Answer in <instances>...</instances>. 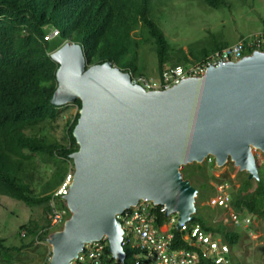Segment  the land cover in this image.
Returning a JSON list of instances; mask_svg holds the SVG:
<instances>
[{
    "label": "water",
    "instance_id": "obj_1",
    "mask_svg": "<svg viewBox=\"0 0 264 264\" xmlns=\"http://www.w3.org/2000/svg\"><path fill=\"white\" fill-rule=\"evenodd\" d=\"M50 58L58 66L50 103L78 100L80 108L62 197L68 218L47 235L46 264H69L84 245L102 239L123 263L116 216L141 200L176 214V229L192 223L198 192L182 167L211 157L216 168L230 161L248 180L259 179L253 151L264 154V52L154 91L132 84L110 62L87 67L80 44L66 42Z\"/></svg>",
    "mask_w": 264,
    "mask_h": 264
},
{
    "label": "trees",
    "instance_id": "obj_2",
    "mask_svg": "<svg viewBox=\"0 0 264 264\" xmlns=\"http://www.w3.org/2000/svg\"><path fill=\"white\" fill-rule=\"evenodd\" d=\"M199 1L212 9L225 3L224 0ZM153 2L157 0H0V196L32 209L40 208L41 212V223L30 219L16 229L13 236L18 243L6 244L0 237V264L34 263L23 262L21 258L27 250L34 251L39 243L45 242L49 233L58 230L49 227V203L67 171H73L69 155L77 150L72 131L80 102L76 100L72 104L77 111L66 122L64 143H60L49 133L52 125L57 124L62 108L50 103L58 66L50 58L57 42L51 46L44 39L47 30L57 31L58 43L80 44L87 67L110 62L133 77L142 74L137 65V50L145 41L153 46L158 75L168 64L185 66L190 60L200 61L229 46L226 42L212 41L210 47L173 54L162 30L151 18ZM39 164L42 169H50L45 180L39 176ZM208 165L192 164L181 170L183 178L198 192L194 220L189 225L200 226L205 233L220 238L232 251H237L246 240L245 234L219 222L212 224L207 212L201 215L200 204L214 194L210 181L220 184L218 179L208 177ZM257 169L259 179L250 181L244 174L238 189L230 194V202L234 213L264 221V163L257 164ZM237 175L242 174L237 172ZM53 200L57 206H63L58 198ZM155 217L156 224L165 220L162 215ZM123 251V264H132L133 251L126 247ZM104 252L107 253L106 248ZM49 256L47 253L44 259L37 260L42 263ZM232 263L239 264V258L232 257ZM197 264L211 263L200 260Z\"/></svg>",
    "mask_w": 264,
    "mask_h": 264
},
{
    "label": "rangeland",
    "instance_id": "obj_3",
    "mask_svg": "<svg viewBox=\"0 0 264 264\" xmlns=\"http://www.w3.org/2000/svg\"><path fill=\"white\" fill-rule=\"evenodd\" d=\"M224 2V5L219 8L212 9L199 0H157V2H153L155 7L151 12V18L162 30L173 54L177 55L179 51L188 54L191 50L210 47L212 41L226 42L232 45L238 39L246 38L262 30L264 27V0H224ZM44 39L52 43L51 46L57 42V45L52 47L51 52L66 43H58L59 38L55 29L47 30ZM136 39L140 41L141 38L137 36ZM137 51V65L141 68L142 73L140 77L148 81L156 80L158 74L155 70L156 57L152 44L146 41L142 42ZM167 66H170V64ZM61 108L60 118L56 122L57 124L52 125V128L49 129V133L60 143H64V126L67 121L73 118L77 110L72 104ZM253 155L257 164L264 163V154L260 151H253ZM207 159H205L203 164L208 165L210 163L206 171L208 177L218 179L220 184L226 185L230 196L238 189L239 180L245 173L239 172L230 161H227L222 167L216 168L214 163L211 162L212 160L208 162ZM237 172L242 175H237ZM49 173V168L42 169L39 164L40 177L45 180ZM67 173L72 175V170L69 169ZM210 185L214 188L218 186L212 181H210ZM212 196L200 204L202 207L201 215L204 216L205 212H207L211 215V223L219 222L221 224V218L227 217L229 213L213 207L211 204ZM196 199L197 196L195 201ZM205 207L209 209L207 210ZM230 210L233 211L231 202ZM40 215V208L32 209L18 201L0 196V237L5 240L6 244L11 242L18 243L13 236L16 229L30 219L41 223ZM247 216L250 217L249 215ZM224 226L232 228L231 223H225ZM242 229L244 228L242 227ZM249 230L252 231L250 232L252 235L248 237L245 234L249 233L247 229L244 230L245 233L240 230V232L245 234L246 240L240 245V249L234 250V253L239 258V264H264V254H262L264 251V221L252 217ZM20 235L23 236V231H21ZM39 245L34 251L27 250L21 260L23 259V262L25 260L34 261L32 264H46L47 261L41 263L37 259H44L46 254L50 252V247L46 241L39 243ZM16 263L21 264V262Z\"/></svg>",
    "mask_w": 264,
    "mask_h": 264
},
{
    "label": "built area",
    "instance_id": "obj_4",
    "mask_svg": "<svg viewBox=\"0 0 264 264\" xmlns=\"http://www.w3.org/2000/svg\"><path fill=\"white\" fill-rule=\"evenodd\" d=\"M253 51L264 52V32L240 38L236 43L214 51L200 61L190 60L185 66H167L154 81L131 75V83L140 85L146 91L166 90L186 78L203 75L209 67L216 68L221 63L239 61ZM207 160L210 162L212 158L208 157ZM71 178L72 175L67 173L49 203L47 218L49 227L54 230L62 227L68 213L64 205L58 207L53 199L62 201V197L68 192ZM230 201L226 185L220 184L214 188L212 206L229 213L227 217L221 218L222 226L231 223L232 228H238L244 233L247 229L249 233H245L246 236H251L249 227L252 218L231 211ZM156 215H162L165 220L156 224ZM116 219L123 233L122 247L133 251L132 264H197L200 260L211 264H233L232 257H237L220 238L205 233L198 225L185 223L176 229L177 215L165 216L164 207L149 201H139L117 215ZM180 244L184 247H179ZM106 246L103 239L86 244L77 258L69 264H123L104 252Z\"/></svg>",
    "mask_w": 264,
    "mask_h": 264
},
{
    "label": "crops",
    "instance_id": "obj_5",
    "mask_svg": "<svg viewBox=\"0 0 264 264\" xmlns=\"http://www.w3.org/2000/svg\"><path fill=\"white\" fill-rule=\"evenodd\" d=\"M261 32H264V27L262 28V30H260L258 33H261ZM258 33H256V34H258ZM252 35H255V34H252ZM236 43V42H235ZM227 45H229V44H227Z\"/></svg>",
    "mask_w": 264,
    "mask_h": 264
}]
</instances>
